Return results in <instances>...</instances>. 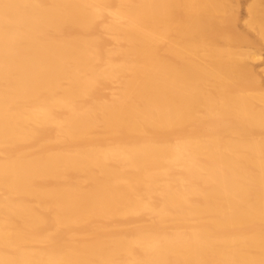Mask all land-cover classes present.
I'll return each mask as SVG.
<instances>
[{
  "label": "bare ground",
  "instance_id": "bare-ground-1",
  "mask_svg": "<svg viewBox=\"0 0 264 264\" xmlns=\"http://www.w3.org/2000/svg\"><path fill=\"white\" fill-rule=\"evenodd\" d=\"M0 264H264V0H0Z\"/></svg>",
  "mask_w": 264,
  "mask_h": 264
}]
</instances>
